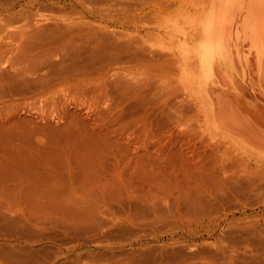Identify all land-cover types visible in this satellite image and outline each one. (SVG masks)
I'll list each match as a JSON object with an SVG mask.
<instances>
[{
    "label": "rangeland",
    "instance_id": "rangeland-1",
    "mask_svg": "<svg viewBox=\"0 0 264 264\" xmlns=\"http://www.w3.org/2000/svg\"><path fill=\"white\" fill-rule=\"evenodd\" d=\"M217 2L0 0V264H264V127L217 115L264 67L200 63Z\"/></svg>",
    "mask_w": 264,
    "mask_h": 264
},
{
    "label": "bare ground",
    "instance_id": "bare-ground-1",
    "mask_svg": "<svg viewBox=\"0 0 264 264\" xmlns=\"http://www.w3.org/2000/svg\"><path fill=\"white\" fill-rule=\"evenodd\" d=\"M217 1V9L210 14L209 20L204 27L206 32L205 40L203 38L201 42L193 46L195 51H197L200 63L202 64L204 60L210 61L214 58L221 62L220 65L223 69H227L228 67H234L235 63L238 64V62L240 65L242 60L250 64L257 60V68L260 70L264 67V0ZM193 38L192 35H188L184 39L193 42ZM189 63L194 67L192 60ZM215 64L216 67L217 63ZM250 80L251 84L254 83L252 79ZM251 86L253 87V84ZM260 89H264V87ZM247 98L242 99L237 105L234 103L228 107V101L218 97L219 114L217 115L225 116L229 113V108H233L236 115L235 122H237L235 129L238 133L250 137L257 135L259 130L264 127V96L257 97L258 99L255 96H248ZM210 106L215 111L212 101ZM252 109H256V111L248 112Z\"/></svg>",
    "mask_w": 264,
    "mask_h": 264
}]
</instances>
